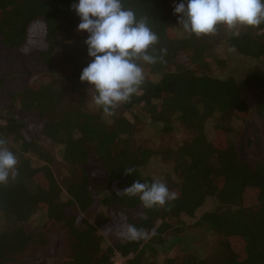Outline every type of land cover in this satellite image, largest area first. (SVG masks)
Instances as JSON below:
<instances>
[{"label": "trees", "instance_id": "obj_1", "mask_svg": "<svg viewBox=\"0 0 264 264\" xmlns=\"http://www.w3.org/2000/svg\"><path fill=\"white\" fill-rule=\"evenodd\" d=\"M181 2L186 0H122L125 9L137 20L145 19L157 34L151 54L159 57L161 49L167 53L162 62H140L145 75L140 90L106 116L91 105L89 85L79 79L91 58L84 44L87 33L77 31L80 19L71 9L78 0H0L3 50L36 54L46 76L33 75L18 92L0 87L7 97L0 110V137L19 161L17 177L0 185V213L7 222L0 229V264L22 263L41 253L56 226L69 237V253L57 257L56 264H115L117 253L129 258L126 264H264V161L241 159L231 141L238 135L235 122L252 116L261 122L264 135V70L245 77L212 73L224 63L218 55L221 45L229 53L264 62V23L188 36L173 14ZM182 54L188 66L179 62ZM143 114L164 134L183 127L194 136L174 148L148 147L136 137ZM211 119H216L215 130L227 135L223 148L206 136ZM49 143L63 147L59 163ZM29 154L44 164L33 166ZM92 156L98 164L90 171ZM155 158L171 167L165 180L144 173ZM52 165L66 169L61 184ZM126 168L134 169L132 175H124ZM135 180L163 181L177 198L164 207L145 209L138 197L116 195ZM249 191L257 194L256 204L246 203ZM63 192L70 198L67 202L61 199ZM209 199L216 208L193 226L181 219H194ZM96 205L110 209L114 220L104 217L92 224L85 214ZM41 210L46 222L31 232L28 222ZM118 219L149 234L129 241ZM103 231L104 236H117L114 246H104ZM203 233L215 238L207 257L191 248ZM160 256L166 257L161 263Z\"/></svg>", "mask_w": 264, "mask_h": 264}, {"label": "clouds", "instance_id": "obj_2", "mask_svg": "<svg viewBox=\"0 0 264 264\" xmlns=\"http://www.w3.org/2000/svg\"><path fill=\"white\" fill-rule=\"evenodd\" d=\"M71 9L80 19L77 31L87 33L84 44L91 58L80 74V82L94 93V105L106 116H113L144 83L140 62H162L167 50L161 49L159 57L151 54L150 49L159 42L157 34L145 19L137 20L131 9H125L122 0H78ZM173 14L179 17L177 24L184 33L199 38L216 34L220 27L228 31L258 27L264 23V0H186L174 5ZM18 162L7 140L0 137V185L6 186L17 177ZM133 172V168H126L124 175ZM116 195L138 197L145 209L164 207L177 198L160 180L151 184L135 180ZM148 234V230L135 225H127L122 233L129 241L144 239Z\"/></svg>", "mask_w": 264, "mask_h": 264}, {"label": "rangeland", "instance_id": "obj_3", "mask_svg": "<svg viewBox=\"0 0 264 264\" xmlns=\"http://www.w3.org/2000/svg\"><path fill=\"white\" fill-rule=\"evenodd\" d=\"M180 38L183 37L181 33L178 34ZM219 58L224 60L223 66H214L212 73L220 78H227L232 74L237 77H245L249 75L252 71L262 69L264 70V62L255 61L247 58H243L234 53H229L225 49L224 45L218 48ZM188 57L185 54L180 55L179 62L182 65L188 66ZM36 77H46L40 72V68L37 66V55L30 54L24 55L19 51L5 52L3 46L0 42V87H3L6 91L18 92L23 90L29 85L32 76ZM157 80V78H152ZM46 82L50 81L48 78ZM90 101L94 109L97 107L94 105L92 97L94 93L90 92ZM7 105V97L0 92V110L4 109ZM128 118H132L130 114H125ZM107 119V118H106ZM216 119H211L206 124V136L208 140L216 142V146L225 147V141L227 135L222 131L215 130ZM139 134L138 140L144 142L145 145L154 149H161L163 147L174 148L179 142L190 139L194 136V133L180 127V130L174 134H164L159 125L151 124L150 119L146 114L141 115V121L138 124ZM235 128L238 131V135L231 137V141L236 145V149L241 159L247 161H264V135L262 133V125L257 117L252 116L245 121H236ZM234 134V133H233ZM136 145V143H134ZM54 156L56 157L58 163L62 161L63 147L57 146L54 143H49ZM32 158L33 166H41L44 163L40 162L37 157L33 154H29ZM57 163V162H56ZM97 159L92 156L88 162L87 168L90 171L97 167ZM169 164V163H168ZM165 164L162 158L153 159L147 168L144 170L146 175L153 178H159L160 180H165L166 175L171 173L170 165ZM173 166V165H172ZM52 170L61 184L63 179L67 176L65 167L53 166ZM163 182V181H162ZM62 201L67 202L70 198L66 192L62 193ZM246 203L248 205H253L257 203V194L249 191L246 196ZM216 208L213 199H209L206 204L196 212L194 219H191L185 215H182L181 219L187 223L189 226H193L195 222L205 213L212 211ZM85 217L89 221L96 225L98 221H101L104 217L114 220V214L107 207H102L99 205L94 206ZM123 220L118 219V225L123 228V233L126 231L127 224L121 223ZM46 222L45 210L38 211L28 222V227L31 232H37L39 228ZM6 219L2 213H0V229L6 227ZM111 225V223H110ZM194 231V230H193ZM191 234L193 233L190 231ZM106 232H99L104 239V246H114L117 241V236H104ZM47 244L43 245L41 253H33L31 257L23 261L22 263H8V264H56L57 257L64 256L69 253V237L66 232H64L61 227L56 226L52 228L50 234L47 237ZM215 238L210 234H200L199 241L191 243V248L200 257H207L212 255V248L214 246ZM209 247V248H208ZM35 251L37 250L34 249ZM181 257V255H180ZM166 257H158V261L161 263ZM129 258L122 257L117 253L113 257L115 264H126Z\"/></svg>", "mask_w": 264, "mask_h": 264}]
</instances>
